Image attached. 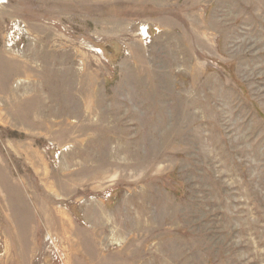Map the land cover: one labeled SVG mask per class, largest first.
<instances>
[{"label":"rangeland","instance_id":"374dc122","mask_svg":"<svg viewBox=\"0 0 264 264\" xmlns=\"http://www.w3.org/2000/svg\"><path fill=\"white\" fill-rule=\"evenodd\" d=\"M0 264H264V0H0Z\"/></svg>","mask_w":264,"mask_h":264},{"label":"built area","instance_id":"2783aa9c","mask_svg":"<svg viewBox=\"0 0 264 264\" xmlns=\"http://www.w3.org/2000/svg\"><path fill=\"white\" fill-rule=\"evenodd\" d=\"M140 32H141V37L142 38H146L148 36L146 27L145 28H141Z\"/></svg>","mask_w":264,"mask_h":264}]
</instances>
